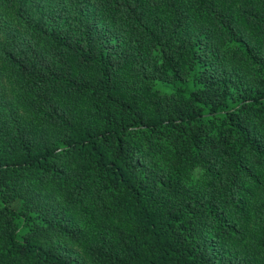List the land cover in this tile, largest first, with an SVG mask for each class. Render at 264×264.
<instances>
[{
	"label": "trees",
	"instance_id": "1",
	"mask_svg": "<svg viewBox=\"0 0 264 264\" xmlns=\"http://www.w3.org/2000/svg\"><path fill=\"white\" fill-rule=\"evenodd\" d=\"M0 264H264V0H0Z\"/></svg>",
	"mask_w": 264,
	"mask_h": 264
},
{
	"label": "rangeland",
	"instance_id": "2",
	"mask_svg": "<svg viewBox=\"0 0 264 264\" xmlns=\"http://www.w3.org/2000/svg\"><path fill=\"white\" fill-rule=\"evenodd\" d=\"M154 85L159 88L160 90H166L168 89V85L166 84H163L162 82L160 81H154ZM196 176V173L193 175V179L195 178Z\"/></svg>",
	"mask_w": 264,
	"mask_h": 264
}]
</instances>
